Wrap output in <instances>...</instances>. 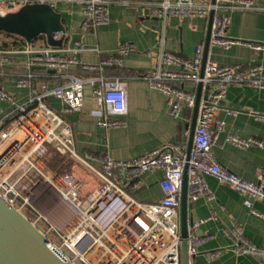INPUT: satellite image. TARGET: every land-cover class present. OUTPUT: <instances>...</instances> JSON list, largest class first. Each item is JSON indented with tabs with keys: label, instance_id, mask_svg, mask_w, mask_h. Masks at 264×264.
Masks as SVG:
<instances>
[{
	"label": "built area",
	"instance_id": "1",
	"mask_svg": "<svg viewBox=\"0 0 264 264\" xmlns=\"http://www.w3.org/2000/svg\"><path fill=\"white\" fill-rule=\"evenodd\" d=\"M29 2L49 3L56 11L61 4L82 5L80 28L83 31L110 22L106 0H0V15ZM211 11L209 46L228 49L243 44L255 50L264 48V42H247L226 34L233 12L264 13V0H214L213 3L211 0H158L152 3L150 10L152 15L163 19L168 16L207 19ZM64 34L56 32L53 38ZM87 49L77 40L72 46L60 49L36 48L28 42L24 46L28 70L15 81L17 88L28 89L27 94L18 98L0 85V102L6 105L0 113V196L25 217L37 223L42 221L46 233L57 242V248H63L73 257L71 261L77 259L81 264H181L180 197L184 170L187 174L186 198L190 201L214 200L205 175L239 192L244 205L251 211H254L253 202L264 201V168L256 182L248 181L221 166L211 150L217 132L224 128V122L216 119L217 112L224 109L228 114L236 113L222 106L228 87L246 83L264 89V62L249 66L219 65L206 59L201 75L202 44L195 45L191 57H183L161 45L147 80L150 88L166 96L172 118H180L183 109L194 107L197 84L201 83L189 154H186L185 141L163 144L133 158L117 160L107 153L99 156L78 153L72 127L64 115L83 108L86 101L83 88L89 84L94 104L99 106L89 110L96 125L102 130L125 127V120L117 116L126 109L125 83L118 77L104 76L102 70L121 68L124 57L136 51V44L123 41L106 58L94 64H85L79 57ZM71 66H81L95 74L85 78L64 75L63 83L49 85L35 81L32 73V67L62 72ZM206 88L207 98L203 99ZM49 97L61 102V113L47 105ZM255 117L264 119V115L258 113ZM188 134L189 131L184 130L186 139ZM226 140L239 148L257 146L264 149V142L253 137L227 134ZM47 141L54 142L61 154L85 165L100 184L81 195L82 184L73 174L53 173L43 161ZM155 170L162 173L158 182L162 196L154 202L134 198L129 190L140 185L142 174ZM44 192L54 194L68 208L65 228L51 221L36 204L37 197ZM212 217L213 213L208 218ZM208 218L187 223V264H194L192 258L198 253V246L213 237L196 234V228ZM222 231L230 237L229 249L235 256L250 255L264 264V247L251 243L241 226L233 222L229 231ZM223 251L222 248L206 251L204 256L212 260Z\"/></svg>",
	"mask_w": 264,
	"mask_h": 264
},
{
	"label": "crops",
	"instance_id": "2",
	"mask_svg": "<svg viewBox=\"0 0 264 264\" xmlns=\"http://www.w3.org/2000/svg\"><path fill=\"white\" fill-rule=\"evenodd\" d=\"M106 1L110 13L109 24L83 31L80 28L82 5L61 4L57 6V11L61 12L65 34L59 36L58 43L50 44L44 35L30 41L36 48L47 46L56 49L70 47L76 40L80 41L88 48L79 54L85 64H94L106 58L123 41L136 44V51L124 57L121 68L106 67L102 70L104 76L118 77L125 83L126 109L124 113L117 115L125 120V127L102 130L96 125V120L89 114V110L95 106L91 86L85 84L83 93L86 101L83 108L64 115L72 127L75 149L80 154L99 156L107 153L114 159L126 160L163 144L187 142L184 124L190 123L193 108H185L180 118H172L166 96L150 88L147 76L156 64L161 45L183 57L193 56L195 45L204 46L208 18L168 16L163 19L154 16L150 10L152 3L158 0ZM226 34L247 42H264V13L233 12ZM27 43L20 36L0 34V73H3L0 75V85L18 98H23L28 92L27 88L15 86L16 79L28 70V54L24 51ZM207 59L214 60L219 65L249 66L264 62V48L255 50L243 44H236L228 49L209 46ZM32 73L35 81L49 85L63 83L66 80L64 75L85 78L95 74L81 66H71L62 72L32 67ZM46 103L61 113L62 104L59 100L49 97ZM222 106L235 110L236 113L228 114L224 109L217 112L216 119L224 122V128L217 132L211 150L221 166L243 179L256 182L258 174L264 168V149L257 146L239 148L228 142L226 136L237 134L264 142V119L255 117V113L264 115V89L246 83L232 85L226 91ZM5 108L6 105L0 102V113ZM72 166L74 169V165ZM161 175L160 170L142 174L140 185L129 190V193L141 202L157 201L162 196L158 185ZM203 177L214 194V200L200 198L190 201L187 198L186 217L190 223L195 219L208 218L213 213L214 217L208 218L196 228L198 236L211 234L213 237L198 246V253L192 258L193 263L259 264L256 257L235 256L229 249L231 239L222 230L229 231L234 222L242 227L251 243L264 247V201L253 202L254 211H251L244 205L243 196L239 192L219 184L212 176ZM46 214L55 222L52 216ZM58 215L63 223L67 221L69 211L65 205L59 208ZM218 248L224 251L217 258H205L204 252Z\"/></svg>",
	"mask_w": 264,
	"mask_h": 264
},
{
	"label": "water",
	"instance_id": "3",
	"mask_svg": "<svg viewBox=\"0 0 264 264\" xmlns=\"http://www.w3.org/2000/svg\"><path fill=\"white\" fill-rule=\"evenodd\" d=\"M211 2L213 3L214 0H211ZM11 15L13 14L6 13L5 15H0V29H9V34L19 33L17 35L28 36L31 33L41 32L50 44L55 45L59 40L54 39L53 34L65 32L61 13L52 7L47 13L26 8L24 15ZM212 16L213 11L208 16L201 62V75L207 59ZM31 40V38H28L26 41L30 42ZM200 97L201 83L199 82L196 88L192 119L190 123L184 124V129L189 131L186 148L187 156L192 145ZM206 98L207 88L203 93V99ZM95 107L99 108L98 105ZM186 197L187 174L186 170H184L180 197L181 264H187V243L185 240L188 223L186 217ZM57 245V242L46 233L39 223L29 217H25L0 196V264H81L77 259L71 261L73 257L63 248L58 249Z\"/></svg>",
	"mask_w": 264,
	"mask_h": 264
},
{
	"label": "rangeland",
	"instance_id": "4",
	"mask_svg": "<svg viewBox=\"0 0 264 264\" xmlns=\"http://www.w3.org/2000/svg\"><path fill=\"white\" fill-rule=\"evenodd\" d=\"M26 8H31L32 10H36L41 13H47L51 10V6L49 5V3L29 2V3H23L19 7H16L15 9L7 13L13 14L11 16H16V15H21V14L24 15ZM8 32H9V29L7 28L0 29V34H9ZM17 34H14V35H17ZM41 35H43L41 32H35V33L29 34L28 36L26 35L25 36L17 35V36H20L24 40H27L28 38L34 39ZM73 165H74V169L71 168L70 173L73 174L81 182L82 184V191H81L82 194L81 195L89 192L91 189L97 187L100 184V181L97 179V177L85 165L81 164L78 161H74ZM49 192H44L41 195H39L36 199V204L45 214L48 213L49 216H52L53 220L57 223V225L60 228H65L67 221L63 223L62 218L58 215L59 208L64 206V204L58 201L57 197L54 194L49 193ZM38 223L42 227L44 228L46 227L42 221H39Z\"/></svg>",
	"mask_w": 264,
	"mask_h": 264
},
{
	"label": "trees",
	"instance_id": "5",
	"mask_svg": "<svg viewBox=\"0 0 264 264\" xmlns=\"http://www.w3.org/2000/svg\"><path fill=\"white\" fill-rule=\"evenodd\" d=\"M46 146L47 152L43 158L45 165L57 175L70 173L71 166L75 160L58 152L55 143L52 141H47Z\"/></svg>",
	"mask_w": 264,
	"mask_h": 264
},
{
	"label": "bare ground",
	"instance_id": "6",
	"mask_svg": "<svg viewBox=\"0 0 264 264\" xmlns=\"http://www.w3.org/2000/svg\"><path fill=\"white\" fill-rule=\"evenodd\" d=\"M18 210V209H17ZM19 211V210H18ZM20 212V211H19Z\"/></svg>",
	"mask_w": 264,
	"mask_h": 264
}]
</instances>
